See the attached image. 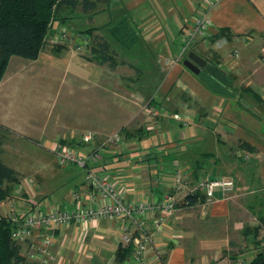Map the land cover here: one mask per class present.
<instances>
[{
	"label": "crops",
	"instance_id": "1",
	"mask_svg": "<svg viewBox=\"0 0 264 264\" xmlns=\"http://www.w3.org/2000/svg\"><path fill=\"white\" fill-rule=\"evenodd\" d=\"M95 1L93 10L64 9L67 19L59 23L73 38L80 37L81 46L71 44L61 53L41 51L33 59L9 57L0 79V127L19 141L20 153L30 154L24 152L28 159L19 153L0 159L20 176H33L44 196L58 176L69 174L73 179L64 205L73 191L90 190L84 169L82 179L74 178L69 165L74 163L57 169L55 146L69 141L83 152L96 151L93 170L125 185L127 201L157 200L169 189L176 165L201 169L195 171L197 176L204 172L231 178L229 194L216 193L205 209L197 204L201 208L195 214L174 213L161 230L148 221L152 239L160 242L161 262L148 258L144 264H247L256 243L264 239L259 213L264 195L251 204L240 196L250 189L264 193V81L250 86L248 80L247 89L233 86L232 75L214 58L215 52L208 56L209 47L200 38L191 50L226 73L231 94L214 92L183 64L188 52L181 53L185 24L195 7H205L208 0ZM210 1L208 43L222 45V30L241 39L264 37V0ZM91 28L108 43L112 65L93 60L85 51L90 38L80 32ZM104 66L110 77L128 86L121 89L103 80ZM148 105L189 113L190 121L160 113L148 124ZM137 117V137L121 133L120 141L112 140ZM56 129H63L69 139L56 138ZM87 133L93 142L85 139ZM17 186L14 197L0 202L1 214L22 202ZM83 227V247L72 264H122L115 241L120 233L117 221L101 218ZM128 227L139 234L136 226Z\"/></svg>",
	"mask_w": 264,
	"mask_h": 264
},
{
	"label": "built area",
	"instance_id": "2",
	"mask_svg": "<svg viewBox=\"0 0 264 264\" xmlns=\"http://www.w3.org/2000/svg\"><path fill=\"white\" fill-rule=\"evenodd\" d=\"M208 0L205 9L197 11L185 24V40L181 53H185L187 48L199 38L209 35L211 26L208 10L211 5ZM62 29L56 33L51 40H67ZM162 113L171 118L188 122L190 117L182 113H169L163 108L149 105L145 108L148 124L156 121V117ZM153 125V124H152ZM112 140L120 141L121 134L116 132L112 135ZM85 139L94 141L93 135L87 133ZM57 163L60 167H65L69 163H74L83 167L84 178L90 190L85 192L73 191L68 201V205L62 203H52L42 198L34 197L36 193L33 179L23 177L19 180L17 191L25 190L23 205L13 206L4 215L11 217L15 223L12 238L19 242L28 244L30 251L27 259L36 264H43L50 259H54L51 246L54 244V233H63L69 226H75V237L77 249L82 248L85 238V222L107 218L117 221L119 235L116 236L117 243L132 245V253L125 260V264H144L146 259L160 261V242L152 239V234L147 229V222L150 221L155 230L168 226V219L176 213V204L187 194L196 192L202 193L204 201L201 203L203 209L216 197V193H229L234 186L231 178L210 177L204 172L193 179L192 171L182 165H176L170 176L169 189L160 194L155 199L142 198L140 200H126V186L116 180L104 176L93 170L91 163L94 161V152L85 153L74 146H55ZM31 191V192H28ZM22 198V197H21ZM132 224L139 230L138 235L130 232L128 225ZM68 239L63 236V242ZM68 242L64 244L66 246ZM65 248V247H64ZM63 248V249H64ZM150 255V256H149Z\"/></svg>",
	"mask_w": 264,
	"mask_h": 264
},
{
	"label": "trees",
	"instance_id": "3",
	"mask_svg": "<svg viewBox=\"0 0 264 264\" xmlns=\"http://www.w3.org/2000/svg\"><path fill=\"white\" fill-rule=\"evenodd\" d=\"M96 6L95 0H0V79L9 57L13 54L33 59L41 51L58 53L50 50V46L61 48L71 44L75 47L81 46L79 41L72 37L71 32L67 40L52 41V37L48 36L49 29H54L56 22L63 23L67 19L64 9L80 8L82 11H89ZM223 31L227 30H222L221 35ZM92 32V28L80 32L90 38L88 42L86 41L90 57L99 63L107 62L112 65L114 57L108 43L103 37ZM249 90L248 88L247 92ZM123 131L119 133L123 134ZM70 146L77 147L76 144ZM195 171L200 172L201 169L193 168L194 180L198 178L194 175ZM20 179L18 172L0 159V202L14 197L16 192L14 187ZM203 201L202 193L196 192L187 194L183 198L182 205L195 206ZM260 220L264 228V216H261ZM14 228L15 223L11 217L0 213V264H36L27 259V254L20 252V245L23 243L12 238ZM256 244L254 254L247 264H264V240ZM118 246L117 255L122 264H125V260L132 253V245L118 243Z\"/></svg>",
	"mask_w": 264,
	"mask_h": 264
},
{
	"label": "rangeland",
	"instance_id": "4",
	"mask_svg": "<svg viewBox=\"0 0 264 264\" xmlns=\"http://www.w3.org/2000/svg\"><path fill=\"white\" fill-rule=\"evenodd\" d=\"M204 9H205V7H202V8L195 7L193 12L197 13V10L202 11ZM55 25L58 27L55 29H52V30H50L51 28L49 29V32H48L49 38L53 37L56 33H58L60 31V29H62L64 31V33H66V34L70 33V29L64 25L59 26V22L55 23ZM52 26H53V24H52ZM222 35H223V37L220 40L221 41L224 40V43L220 46H216V44L213 42V40H211L208 43V39L206 37L200 38L199 42L204 46L208 45V47H209L208 56L209 57H211L213 55L212 52H215L214 58L223 62L222 63L223 70L227 74H231L233 79H234L232 82L233 86L243 88L246 85V83L248 82V80H251L250 84H248L250 86H252V84H254L255 81L256 82L264 81V37L248 36L246 38L241 39V38H237V37L232 36L229 33V31H223ZM68 38H69V36H68ZM49 48H50V50H54L55 52H58V53H61L66 49L65 47L61 48L60 46H58V47L50 46ZM191 48L192 47L190 45L187 48V51L191 50ZM85 51L88 54L90 53V51L87 49H85ZM107 67H109V66L107 65ZM104 68H105V71L103 73V80L108 81V82L110 81L121 89H123L124 87L126 88V86H128L125 84V81L120 82L118 79L114 80L113 77H110L111 72L108 71L105 66H104ZM238 91L239 90H237V92ZM241 95H243V94H239V96H241ZM250 99L252 102V99H253L252 94H250ZM185 113H187V112H185ZM186 115H188V117H190L189 113H187ZM139 121H140L139 117H137V119L133 120L124 129L123 135H128L130 137H137L138 131L140 130V128H139L140 122ZM189 121H190V119H189ZM54 133L58 134V135H56V138L59 137V138H62L64 140L69 139L68 134L63 129H56V131ZM18 142L19 141H17V139L15 137L11 136L8 131H6L5 129L0 127V157H7V156H12V155L14 156V155H17V153H19V156L23 155L26 158L28 156V154L24 155L25 151L23 153H20V151H22L23 149L19 148ZM72 142L73 141H69L68 144L63 143L61 145H63V146L74 145V144H72ZM92 151H93V149L90 150L89 152L87 151L85 153H90ZM26 152L29 153V150H26ZM95 152L96 151H94V153ZM95 157L96 156H94V159H95ZM28 158L29 157H27V159ZM55 161L57 163L56 153H55ZM69 165L73 167V171L75 173L74 178L75 179H82L83 167L80 168L79 166L74 165V164H69ZM63 168L64 167H60L57 163V169L58 170H63ZM68 175L69 174H66L65 176H62V175L58 176L56 181L53 182V184H52L53 190L48 193V196L46 198V200L48 202L60 204V203L66 202L68 200L66 192L68 189H70V187H71L70 185H71V182L73 179V178H68L67 177ZM23 177H27V178L29 177V178L33 179V185L35 184V187H37L36 193H34V197L41 199L42 196H44V195H41L43 193H41L39 191L38 185H37L34 177L30 176V174L29 175H22L21 178H23ZM218 177H225V176H218ZM226 178H228V177H226ZM21 192H22L21 197L23 200L24 199V193H26V192H25V190H22ZM28 192H31V191H28ZM263 195H264L263 192H260V191L255 192V191L250 189V190L244 191L240 196H242V200H244L248 204H251L253 201H257V199H259L258 198L259 196L261 197ZM182 202H183V199H181L177 202L178 204H176V213L188 211V212L195 214L196 212H198V209L201 208V207H196V206H190L187 208V207L182 206ZM18 204H19V206L20 205L22 206L23 202H21V203L17 202V205ZM9 211H10L9 209H7V208L5 209V213L6 212L9 213ZM259 213H261L264 216V209H261L259 211ZM241 214L243 215L244 212ZM252 214L253 213H250L249 216H251ZM65 235L68 237V239L66 240V242H68V244L66 246H64V244L66 242L65 241L63 242V236H65ZM54 237H55L54 244L51 246V251H52L53 255H55L54 259H50V260H48V262H45L43 264H72V261H75V259H77L76 257L78 256L77 241L74 239V237H75L74 227L72 226L68 229H65L63 231V233H61V234H60V231H56L54 233ZM262 240H264V239H261V241ZM29 251H30V249H29L28 244L23 243L20 245V252L22 254L25 255ZM25 264H27V263H25Z\"/></svg>",
	"mask_w": 264,
	"mask_h": 264
},
{
	"label": "water",
	"instance_id": "5",
	"mask_svg": "<svg viewBox=\"0 0 264 264\" xmlns=\"http://www.w3.org/2000/svg\"><path fill=\"white\" fill-rule=\"evenodd\" d=\"M86 38V35H83ZM76 41L80 43V37ZM183 64L189 68L214 92L221 94H231L228 89L229 81L226 73L217 65L208 62L205 58L193 50H189L183 61Z\"/></svg>",
	"mask_w": 264,
	"mask_h": 264
}]
</instances>
